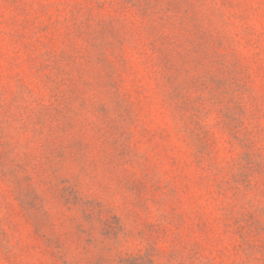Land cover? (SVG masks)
<instances>
[{
	"label": "rangeland",
	"instance_id": "374dc122",
	"mask_svg": "<svg viewBox=\"0 0 264 264\" xmlns=\"http://www.w3.org/2000/svg\"><path fill=\"white\" fill-rule=\"evenodd\" d=\"M0 264H264V0H0Z\"/></svg>",
	"mask_w": 264,
	"mask_h": 264
}]
</instances>
